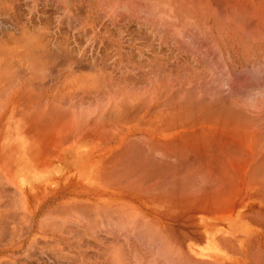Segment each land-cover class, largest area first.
I'll use <instances>...</instances> for the list:
<instances>
[{
  "label": "rangeland",
  "instance_id": "obj_1",
  "mask_svg": "<svg viewBox=\"0 0 264 264\" xmlns=\"http://www.w3.org/2000/svg\"><path fill=\"white\" fill-rule=\"evenodd\" d=\"M182 1L0 0V264H264V22Z\"/></svg>",
  "mask_w": 264,
  "mask_h": 264
},
{
  "label": "bare ground",
  "instance_id": "obj_2",
  "mask_svg": "<svg viewBox=\"0 0 264 264\" xmlns=\"http://www.w3.org/2000/svg\"><path fill=\"white\" fill-rule=\"evenodd\" d=\"M129 1V0H128ZM168 1V0H167ZM172 4L170 5V6H172L171 8H169L170 10H172L173 9V11H176V10H180V9H182V7H183V1L182 0H169ZM186 1V0H185ZM185 1H184V3H185ZM190 1V0H189ZM196 1V0H195ZM195 1H194V4H195ZM211 1V3H213V1L212 0H210ZM217 1V0H216ZM218 1H220V0H218ZM222 1V0H221ZM232 1V2H231ZM230 2L232 3L231 5H232V7H231V5H230V7H231V9H228L229 11H231L232 10V8H233V12H230V14H229V11L228 10H223L224 11V13L226 14V13H228V14H226V15H223L222 14V16H219V18L220 17H222L223 18V20L222 21H225L226 22V20L224 19V17L223 16H227V17H229L228 15H231V14H234L235 15V13H238L239 14V17H242L243 18V16H245V17H249V18H251V19H253V18H255V19H258V20H261V21H263L264 22V0H231ZM146 2H147V0H146ZM159 2H160V0H159ZM159 2H158V6L159 7H161V6H163V8H166V7H168L167 5H166V3L165 4H163L162 3V5H159ZM191 2V1H190ZM196 2H199V1H196ZM200 2H201V0H200ZM198 3L197 5L198 6H200V8H202V4H204V0L202 1V4L201 3ZM214 2H215V0H214ZM224 2H225V0H223V4H224ZM227 2V1H226ZM148 4L150 3L149 1L147 2ZM129 4H130V2H129ZM168 4H169V2H168ZM191 9H192V7H193V10L195 11V7H197V5L196 6H194L193 5V3L191 2ZM215 4V3H214ZM226 4V3H225ZM225 4L223 5V7L225 6ZM127 5V4H126ZM165 5V6H164ZM228 5V4H227ZM188 6H189V4H188ZM218 6V5H217ZM219 6H221V8L219 7ZM215 10H218V8H220L221 9V11H222V4L220 3V5H219ZM229 6V5H228ZM227 6V7H228ZM205 6H203V9H205L204 8ZM226 7V6H225ZM226 7V8H227ZM157 8V7H156ZM188 8V7H187ZM195 8V9H194ZM154 9H155V7H154ZM197 9H199L198 7H197ZM196 9V12L195 13H198L197 10ZM165 10V9H164ZM211 10V9H210ZM189 11V10H188ZM201 11H203V10H201ZM212 11V10H211ZM218 11H220V10H218ZM228 11V12H227ZM234 11H235V13H234ZM247 11H249V16H246L247 14H248V12ZM155 12H157V9H156V11ZM166 13V12H165ZM172 13V12H171ZM182 13V12H181ZM203 13V15H204V11L202 12ZM222 13V12H221ZM220 13V14H221ZM164 14V13H163ZM214 14H215V12H214ZM219 14V15H220ZM185 15V14H184ZM217 15V14H216ZM172 16H174V15H172ZM189 16V15H188ZM188 16H186L187 17V19L189 20V21H193L192 19L190 20V18L188 17ZM230 17H234V16H230ZM229 17V18H230ZM245 17L243 18V19H245ZM169 18V17H168ZM212 18V17H211ZM221 18V19H222ZM236 18V17H235ZM241 18V19H242ZM169 19H172V21L173 20H176V19H173V18H169ZM186 18L183 20V21H186V22H188V20H187ZM195 19V18H194ZM200 19V18H199ZM220 19V20H221ZM233 18H231V20H232ZM236 19H238V18H236ZM235 19V20H236ZM240 19V18H239ZM247 19V18H246ZM182 20V19H181ZM197 20V19H196ZM201 20V19H200ZM229 21H230V19H228ZM257 20V21H258ZM182 21V22H183ZM195 21V20H194ZM234 21V20H233ZM237 22L239 21V20H236ZM176 22V21H175ZM191 22H189V23H191ZM210 23H211V21H209ZM232 22V21H231ZM235 22V21H234ZM233 22V23H234ZM244 22V21H243ZM243 22H241V21H239V23L241 24L242 23V26L244 27V24H245V22H247V23H249V19H248V21L247 20H245V22L243 23ZM222 23V22H221ZM227 23V22H226ZM239 23L237 24L238 26H239ZM258 23V22H257ZM260 23V22H259ZM262 23V22H261ZM261 23H260V27H263L264 26V23H263V26H261ZM194 24V22H192V25ZM197 24V23H196ZM203 24H204V22H203ZM224 24V23H223ZM222 24V25H223ZM230 24V23H229ZM235 25H236V22L234 23ZM248 26V24H245V26ZM254 25H259V24H254ZM195 26V25H194ZM246 26V27H247ZM250 26H252L253 27V23H252V25L250 24ZM197 27V26H196ZM241 27V26H240ZM249 27V26H248ZM198 28V27H197ZM204 29H205V26H204ZM238 29V28H237ZM264 29V28H263ZM242 30V29H241ZM260 30H262V29H260ZM228 31H230V30H228ZM243 31V30H242ZM241 31V32H242ZM255 32V31H254ZM253 32V34H254V37H255V34L256 33H254ZM261 32V31H260ZM264 32V31H263ZM258 33H259V31H258ZM263 34L261 33V36H262ZM256 36L258 37V35L256 34ZM221 37V36H220ZM247 37V36H246ZM260 37V36H259ZM263 37V36H262ZM245 38V37H244ZM248 38V37H247ZM221 39V38H220ZM249 39V41H250V38H248ZM257 39V38H256ZM264 39V38H263ZM258 40V39H257ZM259 41L261 42V40L259 39ZM253 42V41H252ZM257 44V43H256ZM255 44V45H256ZM259 44V43H258ZM258 47V46H257ZM259 54V53H258ZM263 61V60H262ZM44 127H46V126H44ZM72 128H70V126H68V125H62V124H58V125H56V126H52L51 127V129L49 128V127H47V130H44V128L43 127H41V129H40V133H39V138H45V137H47V133H48V135L51 137V138H61V136H63V135H66V136H70L71 135V133H72ZM34 135L35 134H32L31 135V138H33L34 137ZM67 138V137H66Z\"/></svg>",
  "mask_w": 264,
  "mask_h": 264
}]
</instances>
